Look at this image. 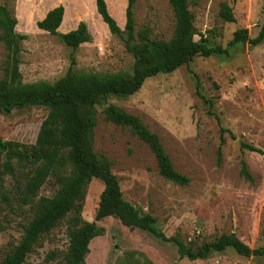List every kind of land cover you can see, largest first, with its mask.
<instances>
[{"label":"rangeland","instance_id":"1","mask_svg":"<svg viewBox=\"0 0 264 264\" xmlns=\"http://www.w3.org/2000/svg\"><path fill=\"white\" fill-rule=\"evenodd\" d=\"M122 30L128 0H105ZM223 3L236 22L220 16ZM65 7L60 33L88 25L92 40L73 49L37 23L57 6ZM195 27L211 46L227 48L239 29L255 39L264 26V0H189ZM17 20L22 43L20 72L25 84H53L70 69L79 73L133 74L135 59L123 38L113 35L97 11L96 0H0ZM136 30H151L152 38L169 41L176 18L169 0H138ZM1 33V31H0ZM7 51L0 42V76ZM114 104L138 116L162 141L175 168L190 178L181 187L164 179L154 154L128 128L105 120L104 109ZM94 150L106 156L120 181L124 198L149 216L166 236H176L195 250L223 234L234 233L251 248L264 247V43L229 48V55L196 57L171 74L148 79L131 97L109 96L97 105ZM49 109L31 104L7 112L0 108V139L35 144ZM245 145L262 151L252 152ZM219 150L221 159L219 161ZM246 162L251 180L242 175ZM26 173L0 179V264L18 244L34 210L22 201ZM55 178L41 188L40 197H53ZM104 185L93 180L87 190L82 218L94 222ZM74 214L44 234L25 264L47 261L69 245L68 226ZM103 236L90 244L86 264H264V257L246 258L232 249L205 260L181 259L178 248L148 232L125 227L109 217L97 222Z\"/></svg>","mask_w":264,"mask_h":264},{"label":"trees","instance_id":"2","mask_svg":"<svg viewBox=\"0 0 264 264\" xmlns=\"http://www.w3.org/2000/svg\"><path fill=\"white\" fill-rule=\"evenodd\" d=\"M138 0H128L126 25L122 30L109 12L105 0H96L97 11L113 35L123 38L126 50L135 59L133 74L79 73L70 69L66 76L50 84L38 82L25 84L20 72V54L26 36L15 32L17 20L5 7L0 6V42L7 51L3 75L0 76V108L10 112L31 104L48 107L35 144L0 139V179L16 177L26 173L22 201L31 204L34 210L32 220L24 229L21 240L6 255L1 264H25L44 234L50 233L63 220L70 219L68 226L69 245L60 254L51 252L47 261L56 264H86L91 242L105 233L97 222L113 217L127 228L139 229L155 238L173 243L178 248L181 259L205 260L212 253H223L227 249L246 257H264V247L251 248L236 234H223L210 243L195 250L188 247L176 236L168 237L161 232L154 221L142 214L138 208L124 198L120 181L112 172L110 160L95 152L94 137L97 126V105L109 96L131 97L138 93L144 83L160 74H171L190 64L196 57L229 55V48L249 43L258 46L264 43V26L255 39H251L247 29H239L227 48L211 46L207 38L199 35L195 27V17L190 10L189 0H169L176 18V28L169 41L152 38L151 30H136L135 5ZM65 16V7L60 5L50 10L37 23L39 29L59 36L66 46L78 49L91 42L88 25L81 22L75 30L60 33ZM221 18L229 23L236 22L233 9L223 3ZM105 120L123 128L144 142L154 154L160 175L181 187L188 186L190 178L176 170L170 156L165 151L161 138L153 133L138 116L129 114L120 107L110 104L104 109ZM252 152L262 151L245 145ZM221 150H219V161ZM242 175L251 180L246 162L242 163ZM55 178L58 190L53 197H40L41 188ZM93 180L104 185L94 222L82 218L87 190Z\"/></svg>","mask_w":264,"mask_h":264},{"label":"crops","instance_id":"3","mask_svg":"<svg viewBox=\"0 0 264 264\" xmlns=\"http://www.w3.org/2000/svg\"><path fill=\"white\" fill-rule=\"evenodd\" d=\"M62 27H63V23L61 25V27L59 28V31L62 30ZM63 33H66V32H63ZM68 33V32H67Z\"/></svg>","mask_w":264,"mask_h":264}]
</instances>
